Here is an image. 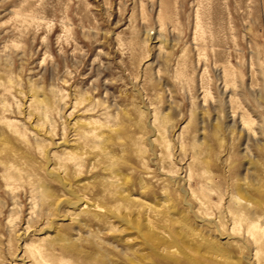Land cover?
<instances>
[{
    "label": "rangeland",
    "instance_id": "rangeland-1",
    "mask_svg": "<svg viewBox=\"0 0 264 264\" xmlns=\"http://www.w3.org/2000/svg\"><path fill=\"white\" fill-rule=\"evenodd\" d=\"M263 204L264 0H0V264H264ZM110 211L223 258H161Z\"/></svg>",
    "mask_w": 264,
    "mask_h": 264
},
{
    "label": "bare ground",
    "instance_id": "bare-ground-1",
    "mask_svg": "<svg viewBox=\"0 0 264 264\" xmlns=\"http://www.w3.org/2000/svg\"><path fill=\"white\" fill-rule=\"evenodd\" d=\"M49 174H50V172H49ZM50 176L54 177L60 183H62V185L65 187V189L67 191H69V192L71 191L70 187L66 185V183L63 180V177L61 176L60 173H58V174L53 173ZM244 190H246V189L243 187V191ZM136 201H138V200H136ZM169 205L170 204H168L165 201V203L163 205H160V207L156 211H157V213L159 215H161V214L165 215V217H168V220L170 219V221H174L175 222V220L173 219V215H174L173 214V208L170 207ZM36 206H37V204H36ZM73 207H75L76 208L75 210L79 211L80 214H87V213L90 214V212H97V211L99 212V207L98 206L92 205L89 201H87L84 198H78L77 202L73 205ZM54 208H57V207H54ZM148 208L150 209L151 207H148ZM33 211H36V209L33 210ZM49 212H50V210H49ZM50 213H52V212H50ZM109 215L113 219L118 220L121 224L126 226L128 229H130L133 232H136L138 234L137 238L129 240V242H137V241H139L141 246L146 247L147 250L159 255V257H161V258H163V257L164 258H168L174 253V254H179L181 256V258H184L185 260L193 261V259L191 258L190 252H195L197 254H202L204 252L206 254L211 255L212 258L214 256H216V258L217 257H222L223 258V256L218 252L217 244H215L214 242H212V241L208 240L207 238H205L204 236H202L201 233H198V232L190 229V227H188L186 224H184L182 222H176L177 225H178V230L179 231L177 233V237H175V235L170 233V231H168V230H165V229L157 230L152 225V223H148V224L145 225L146 232H144V231H142L140 229L139 226H137L136 224L132 223L127 218H125L123 216L121 217L115 211L114 212L110 211ZM249 223L250 224L248 225V235H250L252 237V239L254 240V242H256V243H264V228L261 227L260 224H256L255 222L254 223L249 222ZM48 224H50V223H48ZM40 242L44 243V244L46 243L48 245L50 244L51 246H53L54 244L58 243L61 246H64V250L66 252L70 253V254L71 253H78L77 251H79V247L76 244V242H74V241H72L70 239H67V238L59 239L57 237V235L54 234L53 231H48V233H46V235L43 238L40 239ZM179 242H181L182 248L178 247V243ZM44 244H43V246H44ZM256 245H258V244H256ZM262 245H264V244H262ZM40 246H41V244H40ZM256 249L258 250L257 247H256ZM256 249H254V250H256ZM36 250H37V255H35V256H38L37 257L38 261L39 260L44 261V259H45L44 257L45 256L43 254L45 252L43 253V251L41 249H36ZM43 250H44V247H43ZM259 252H261V251H259ZM255 253H256V251H255ZM255 256L257 257V256H260V255L258 253H256ZM37 258L35 260H37ZM226 264H229V261L227 259H226ZM232 264H234V263H232ZM235 264H237V263H235Z\"/></svg>",
    "mask_w": 264,
    "mask_h": 264
}]
</instances>
